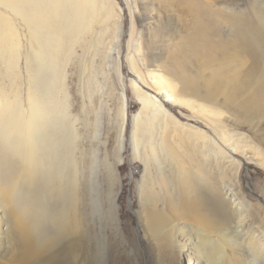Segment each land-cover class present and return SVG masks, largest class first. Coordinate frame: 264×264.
<instances>
[{
  "label": "bare ground",
  "instance_id": "6f19581e",
  "mask_svg": "<svg viewBox=\"0 0 264 264\" xmlns=\"http://www.w3.org/2000/svg\"><path fill=\"white\" fill-rule=\"evenodd\" d=\"M92 1L0 0L22 18L33 47L25 62L22 108L18 72L7 65V43L0 39V264H70L75 246L83 253L89 250V200L94 195L89 199L84 167L75 194L76 136L65 130L67 110L55 97L50 73L61 32H72V46L84 43ZM237 4L188 0L186 44L176 50L181 61L155 65L161 67L152 81L155 94L134 91L141 107L132 117L133 147L143 143L146 133L149 159L162 151L166 160L164 167L154 165L152 180H142L134 210L141 237L156 252L155 264H179L182 256L188 264H264V204L250 200L247 181H240L241 168L249 162L264 175V12L251 25ZM222 25L228 36L218 38ZM56 26L62 28L57 33ZM6 77L11 83H3ZM168 105L187 108L204 129L180 121ZM146 107L157 121L166 120L164 128L157 124L159 132L144 119ZM232 126H245L254 143L231 139ZM260 193L264 200V183ZM117 199L110 180L104 215L111 226Z\"/></svg>",
  "mask_w": 264,
  "mask_h": 264
},
{
  "label": "rangeland",
  "instance_id": "374dc122",
  "mask_svg": "<svg viewBox=\"0 0 264 264\" xmlns=\"http://www.w3.org/2000/svg\"><path fill=\"white\" fill-rule=\"evenodd\" d=\"M187 1L93 0L87 6L88 12L93 10V16L88 20L90 26L84 34V43L72 46L70 40L72 32L60 34L62 37L58 40L57 58L53 68H50V79L52 78L55 97L64 102L67 110L65 130L76 136L74 141V169L77 172L74 184L75 194L79 195L81 188L79 175L81 167H84L85 184H89L86 186L87 191H91L87 192L89 199L94 195L89 200V206H91L90 209L88 208L91 211L89 212L90 222L93 220L92 223L89 222L87 230L89 242H91L89 250L83 253L80 246H75L70 264H83L84 261L97 264L98 258L101 260L103 256L104 264L156 263L154 262L156 252L138 231L134 210L138 207L139 186L142 180L146 178L149 181L152 180L155 166L164 167L166 160L162 151L156 155L157 159H149L151 156L145 149L146 133L142 134L141 143H143L138 146L137 151L133 147L132 117L140 111L141 107L134 91L139 88L155 94L156 89L152 81L156 78V76L154 78L157 74L156 70L167 67L170 62L181 61L176 50L186 44L183 36L186 35L185 31L190 23L184 8ZM235 2L236 4L238 2L237 7L245 13L251 25L255 24L256 15L260 11L264 12L262 8L264 0L263 4L261 0H235ZM60 29L62 28L59 26L53 28L57 32ZM218 32V38L228 36L226 26L222 25ZM1 38L8 47L6 48L9 57L7 65L11 64L12 69L18 72L16 87L23 108L27 88L25 70L27 63L25 62H27L26 57L33 53L32 41L22 18L0 2ZM3 45L5 47V44ZM245 60L247 64L252 62L249 58ZM157 64L161 67L157 68L155 66ZM131 82L132 85H130ZM3 83H11V80L6 77ZM7 95H12V92L7 91ZM162 95L158 94V97L161 98ZM166 107L180 121L193 123L200 129H204L203 121L192 116L187 108L176 105ZM150 110L148 107L144 108L143 114L146 115L144 119L147 120V124L150 121L153 122L152 125L156 127L153 132L157 130L159 132L161 128L157 124L164 128L166 120L157 121L158 115ZM122 118L124 123L119 137ZM230 128L231 133H234L231 139H244L254 143L245 126ZM118 147H120L119 150ZM170 154L168 156L172 158ZM172 159L175 160V158ZM146 173L149 178L146 177ZM110 174L112 177H109ZM110 180L118 189V199L112 207L114 226L110 225L109 219L104 215ZM241 180L248 183L244 189L248 198L252 201H262L264 204V200L260 197V188L264 183L261 170L251 162L246 163V166L241 168ZM92 201L96 203L93 202L94 205H92ZM78 204L76 200L73 209L76 218L79 216ZM94 235L95 239H92ZM98 239L101 242H98ZM91 245L95 246L90 247ZM91 248H94V251ZM89 256L93 257L89 258ZM186 261V257L182 256L178 263L188 264Z\"/></svg>",
  "mask_w": 264,
  "mask_h": 264
}]
</instances>
